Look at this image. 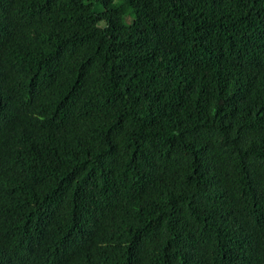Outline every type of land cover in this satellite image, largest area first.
<instances>
[{
  "label": "trees",
  "instance_id": "trees-1",
  "mask_svg": "<svg viewBox=\"0 0 264 264\" xmlns=\"http://www.w3.org/2000/svg\"><path fill=\"white\" fill-rule=\"evenodd\" d=\"M0 264H264V0H0Z\"/></svg>",
  "mask_w": 264,
  "mask_h": 264
},
{
  "label": "rangeland",
  "instance_id": "rangeland-1",
  "mask_svg": "<svg viewBox=\"0 0 264 264\" xmlns=\"http://www.w3.org/2000/svg\"><path fill=\"white\" fill-rule=\"evenodd\" d=\"M117 2H119V0H116ZM126 24H129V22H126Z\"/></svg>",
  "mask_w": 264,
  "mask_h": 264
}]
</instances>
